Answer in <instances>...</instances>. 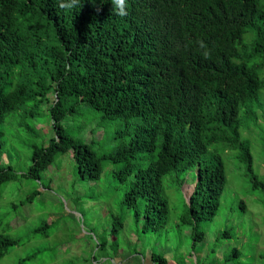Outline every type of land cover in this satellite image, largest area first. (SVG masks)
I'll list each match as a JSON object with an SVG mask.
<instances>
[{
    "label": "trees",
    "instance_id": "1",
    "mask_svg": "<svg viewBox=\"0 0 264 264\" xmlns=\"http://www.w3.org/2000/svg\"><path fill=\"white\" fill-rule=\"evenodd\" d=\"M127 5L128 15L120 17L110 0H82L72 10L56 0H0V123L33 105L29 115L34 107L47 110L55 132L47 143L32 145L31 164L18 174L2 160L6 137L0 131V193L18 176L40 181L56 156L69 150L79 177L91 181L100 178L104 162L127 161L116 172L119 181L133 176L122 203L135 208L142 232L157 231L169 208L164 177L195 169V187L179 216L180 225H192L194 246L205 235L198 222L216 215L226 184L224 159L209 152L210 145L234 151L249 187L264 198V176L254 171L251 141L240 131L241 125L257 128L264 156V0H127ZM200 39L211 50L207 59ZM72 98L103 120L130 126L132 132L119 131L127 141L99 152L94 138L66 135L61 122L75 111ZM143 153L153 157L135 166ZM240 204L245 207L243 200ZM1 223L0 258L19 243ZM122 227L123 219L113 217L114 235ZM239 254L233 249L226 260ZM150 260L168 264L162 254L151 253Z\"/></svg>",
    "mask_w": 264,
    "mask_h": 264
},
{
    "label": "rangeland",
    "instance_id": "2",
    "mask_svg": "<svg viewBox=\"0 0 264 264\" xmlns=\"http://www.w3.org/2000/svg\"><path fill=\"white\" fill-rule=\"evenodd\" d=\"M70 103H74L75 111L61 122L66 135L85 142L94 138L92 146L99 152L115 149L122 139L127 141L128 137L119 136V131L130 129L123 121L103 120L98 111L73 98ZM32 107L12 112L0 123L6 137L2 160L18 174L26 173L31 164L32 145L47 143L55 135L48 111L34 107L36 113L30 116ZM240 131L251 141L254 171L264 176L263 145L257 128L241 125ZM208 151L222 155L226 184L216 215L198 222L205 235L194 246L192 225H180L179 216L186 212L197 179L195 169L164 177L163 195L169 202L165 226L142 232V219L135 220V208L122 203L133 176L119 181L116 175L127 161L104 162L100 178L91 181L79 177L69 150L56 156L40 181L18 176L3 186L1 224L9 225L8 234L19 243L0 258V264H15L27 256L30 259L24 264H157L151 262V253L162 254L168 264H264V198L259 189L249 187L245 166L233 157L234 151L219 143L210 145ZM138 157L135 166L145 164L153 155L143 153ZM35 190L38 193L31 202L21 203ZM142 206L138 200L137 208L141 210ZM113 217L123 219V227L115 235ZM103 240L106 243L101 246ZM233 249L240 251L239 257L227 261Z\"/></svg>",
    "mask_w": 264,
    "mask_h": 264
},
{
    "label": "clouds",
    "instance_id": "3",
    "mask_svg": "<svg viewBox=\"0 0 264 264\" xmlns=\"http://www.w3.org/2000/svg\"><path fill=\"white\" fill-rule=\"evenodd\" d=\"M56 2H57L58 7L62 8V9H68V10H72L76 7H81V4H82V0H56ZM89 2L95 4L96 0H89ZM104 2H105V0H100V4H103ZM110 2L112 4V9L114 10L116 15H118L120 17H124V16L128 15L127 0H110ZM96 10L98 12L100 10L99 7H97ZM197 44H198L199 48L202 50V52H201L202 56L205 59L209 58L211 56V50L209 49L206 42L204 40L200 39L197 41ZM194 187H195V184H194ZM194 187H193V189H194ZM192 192H193V190H192ZM191 193L189 194V197L191 196ZM189 197H188V199H189Z\"/></svg>",
    "mask_w": 264,
    "mask_h": 264
}]
</instances>
